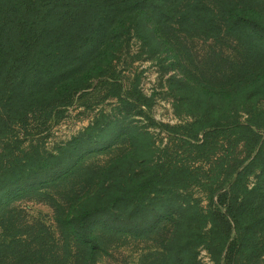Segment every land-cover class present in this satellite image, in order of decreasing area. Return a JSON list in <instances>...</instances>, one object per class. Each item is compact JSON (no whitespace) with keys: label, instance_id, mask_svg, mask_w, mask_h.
<instances>
[{"label":"trees","instance_id":"obj_1","mask_svg":"<svg viewBox=\"0 0 264 264\" xmlns=\"http://www.w3.org/2000/svg\"><path fill=\"white\" fill-rule=\"evenodd\" d=\"M130 34L165 48L180 66V34L234 42L236 54L221 59L228 67L219 74L187 73L173 84L179 86L177 106L193 108L194 120L184 127L203 132L194 146L203 149L214 135L229 141L235 134L233 146L245 157L234 159L224 177L219 171L231 161L215 158L208 171L217 167L218 175L204 171L202 178L180 163L154 158L149 132L132 125L123 130L125 146L102 165L74 167L77 139L35 162H1L0 200L59 180L70 168L60 181L79 178L82 184L57 204L55 251L5 230L0 264H94L105 236L152 235L163 218L159 248L146 255L150 264H196L203 248L215 264H264V180L243 183L264 159V0H0V134L31 109L54 106L81 88ZM241 111L245 122L236 119ZM193 180L206 186L207 205L179 193Z\"/></svg>","mask_w":264,"mask_h":264},{"label":"rangeland","instance_id":"obj_2","mask_svg":"<svg viewBox=\"0 0 264 264\" xmlns=\"http://www.w3.org/2000/svg\"><path fill=\"white\" fill-rule=\"evenodd\" d=\"M179 37L185 39L180 47L181 66L177 57L165 48L145 44L144 39L136 35H125L123 43L112 47L103 58V70L91 74V79L81 88L54 106L31 109L21 123L0 134V163L13 162L16 158L35 162L40 155L60 152L68 142L77 139L80 141H76L73 149L77 160L74 158V167L102 165L123 143V130L133 125L139 131L149 132L154 158L168 165L169 162L180 163L202 178L219 172H223V177L228 175L235 160L245 157V150L233 146L237 144L235 134L227 141L223 133L214 135L207 147H195L203 132L184 127L195 116L187 103L177 106L179 86L176 89L173 79L186 77L187 73L193 76L219 74L228 67L222 60L234 58L236 54L234 42L204 40L203 35L197 34H180ZM236 119L245 122L247 114L241 111ZM260 132L264 139V131ZM82 152L83 155L78 156ZM223 155L231 162L224 161L225 166L219 172L214 166L208 171L215 158H223ZM263 169L264 159L262 165L246 172L243 183L253 186L257 180L263 181ZM70 170L59 180L10 192L0 200V235L7 230L9 235L28 237L33 245L47 244L49 253L55 251L60 235L55 220L57 204H65L70 191L82 184L79 178L60 181ZM179 193L197 199L201 205L208 204L206 186L197 184L196 180ZM166 224V219L158 220L155 230L159 232L142 237L105 236L104 249L94 257V264H150L152 258L146 255L159 248L160 234ZM42 264L50 262L46 259ZM66 264H72V260ZM196 264L215 263L203 248L198 252Z\"/></svg>","mask_w":264,"mask_h":264}]
</instances>
